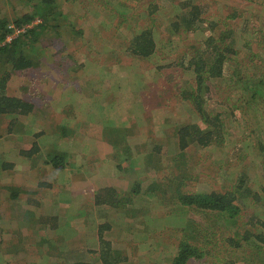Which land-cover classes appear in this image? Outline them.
<instances>
[{
  "label": "rangeland",
  "instance_id": "rangeland-1",
  "mask_svg": "<svg viewBox=\"0 0 264 264\" xmlns=\"http://www.w3.org/2000/svg\"><path fill=\"white\" fill-rule=\"evenodd\" d=\"M108 1L117 6L123 18L110 12ZM187 2L57 0L66 16L60 39L43 44L48 45L44 59L31 70L13 74L6 85L8 95L23 96L34 109L24 125L17 123L13 128L14 136L5 131V120L0 121V153H4L0 163L15 160L18 166L12 176L0 167V229L8 231L7 237H0V264L7 259L12 264L40 262L39 250L33 245L29 253L18 252L16 258L11 255L12 250L22 248L25 238H32L34 226L28 228L23 212L24 202L31 201L43 215L59 217L60 223L71 221L67 218L70 215L86 214L80 213L71 227L65 228L64 245H57V249L66 250L63 258L48 254L44 264L89 261V252L97 249V225L104 220L110 228L104 236L121 258L120 264H171L179 240L195 232L199 250L207 254L189 264H253L240 247L223 242L220 231L210 244L202 239L204 231L211 234V222L177 203L172 189L177 188L179 194L222 193L244 177L252 193L263 199L261 109L257 104L243 111L234 108L241 92L232 94V84L222 79L208 82L204 108L220 114L224 125V137L218 144L203 148L190 145L180 154L176 133L182 126L200 122L192 102L184 99L194 86L186 69L192 47L204 49L208 36L217 38L227 31L226 41H233L238 52L237 73L253 70L254 64L264 66V0H190L199 11V20L189 24L190 28L180 20L191 8ZM28 4L27 0H0V18L12 26L16 17L32 13ZM154 7L156 22L148 16ZM137 14L140 19H136ZM146 29L154 32L156 51L147 59L132 56L130 44ZM16 34L15 30L10 36ZM249 52L256 57L251 59ZM232 61L228 68L236 63ZM62 127L65 137L61 136ZM34 141L39 154L27 160L21 151L30 150ZM157 148V169H147L144 163ZM60 156L65 158L62 168L51 166V159ZM130 164L135 174L127 178L130 187L132 180L147 178L153 189L159 186L160 191L146 197L142 195L146 189H142L140 197L125 209L107 214L105 206L94 207L95 192L121 183V168ZM14 189L18 193L11 199ZM252 198L237 203L243 202L246 214L262 215L264 201L257 204ZM93 217L96 220L90 223ZM192 221L203 232L188 228ZM243 228L246 236L253 232L250 227ZM37 231L53 242L58 236L49 230Z\"/></svg>",
  "mask_w": 264,
  "mask_h": 264
},
{
  "label": "trees",
  "instance_id": "trees-1",
  "mask_svg": "<svg viewBox=\"0 0 264 264\" xmlns=\"http://www.w3.org/2000/svg\"><path fill=\"white\" fill-rule=\"evenodd\" d=\"M27 3H31L28 5L32 13H25L16 17L12 26H9L8 20L0 18V68H4L0 74V121L5 120L7 126H5L4 129L12 136H14L13 128L18 126L17 123L21 126L24 125L28 116L32 114L34 105L25 100L23 96L8 95L6 91L7 82L13 74L31 70L35 67L34 63L44 59L43 53L46 51L48 45L43 46V44L50 43L53 38L60 39V35L63 32L62 24L66 19L63 10L57 5V0H27ZM185 4L188 8H191L187 12L188 15H180L182 16L180 20L185 27L190 28L191 26L189 24L199 20V11H195L196 7L190 5V0ZM106 6L110 9L111 13L116 14L118 17H124L123 13L119 12L117 6L111 1H108ZM148 14L149 17L153 18V22H156L157 11L155 7L152 11L148 12ZM136 19H140L139 14H137ZM176 27H178V24ZM152 29H146V31L134 37L130 44L132 56L147 59L154 54L156 51V42ZM15 30L18 31V33L11 36L8 40L7 38ZM75 32L77 35L80 34L76 30ZM226 32L227 31L221 33L217 38L208 36L204 40V49L197 46L191 48V56L186 69L192 75L194 86L190 92L187 94L184 92L183 94H185L184 99L191 101L194 105L196 112L199 114L200 122L182 126L177 130V145L180 154L190 145H197L203 148L212 143L218 144L219 140H222L224 137V125L219 120L220 114L210 112L204 108L209 81L215 82L222 79L226 81L225 83L232 84V88L230 89L232 90V94L241 92V96L238 95L235 99L236 105H234V108L238 107L243 111L257 104L260 107L258 108L261 109L262 121L264 122V78L261 77V75L264 74L262 73L264 72V66L263 64L260 66L254 64L253 70L247 68L237 73L236 70L239 69V67L235 56H237L238 52L236 53V49L233 47V41H226L229 36V34L225 35ZM40 47H42L41 50ZM247 55L251 57V59L252 57H256L253 54L251 55V52ZM231 61L232 63H236L228 68L227 64ZM229 69L231 71H229ZM257 128L258 126L256 129ZM101 129L113 131L109 128ZM61 132V136L65 137L66 132L64 127H62ZM100 132L103 133L102 131ZM17 139L19 138L17 137ZM159 150L160 148H157L156 152L153 150L151 151L149 156L150 161L144 163L147 164V169H157L155 164L158 159L156 157L157 153L159 154ZM259 151H264V145L261 143L259 144ZM21 153L24 158L28 160L39 154V147L34 141L30 150H22ZM64 159L65 158L62 156L57 158L53 157L50 161V163H52L51 166L54 168H62L61 164ZM43 162L46 166L48 165L46 160H43ZM0 164L3 170L12 169V164L10 163L1 161ZM120 173L123 174V179L120 180L121 183L95 192L93 198L94 207L105 206L107 211L106 214L109 211L125 209L127 204L131 203V201L133 203V200L140 197L139 195H141L142 189H146L142 194L146 195V197H152L160 191L159 186L153 189L154 185H152L147 178L132 180L133 185L130 187L127 178H134L135 175L132 165L121 168ZM237 183L236 186L222 193L212 191L205 194H197L194 192L191 194H179L177 188H173L172 197L177 203L183 206V208H189L191 212L198 213L211 222V228L213 229L211 234L205 231L203 232L197 227L199 224L194 221L187 224L189 226L188 228L203 232L202 239L207 240L210 244L212 243L213 237L220 231L219 234L222 236L223 242H230L228 245H231L233 248L240 247L239 249L250 257L249 260L251 259L253 264H264V210L262 215H259V212L246 214L243 209V202L241 204L237 203L238 200H245L250 196H253V203H263L260 200L264 201V187H262L260 191L263 199H260L261 197L252 193L253 190L251 185L245 181L244 177L239 178ZM178 185L181 184L178 183ZM1 187L2 185H0V188ZM139 187L141 188L140 190H138ZM17 193L18 191L14 189L12 196H10L11 199H15ZM31 203L32 201L28 203L24 202L25 210H23V212L26 216H24V218L28 221V228L34 226L32 238H25L24 245L21 246L22 248H18L20 251L17 249V252H13L12 250L11 255H14L12 257L16 258L15 255L18 252L20 254L23 253V251L29 253L33 245L39 250V252L37 251V254L40 255L39 264H44L48 254H57L60 256L59 258H63L61 254L64 255L66 250L57 249V245H64L62 238L65 228L71 227V221L75 217H79L80 213L84 214V212H79L77 215H70L67 218H70L71 221L60 223L59 217H50L46 214L43 215L39 212L36 204L34 205L32 203V205H28ZM85 215L86 214H84V217ZM94 220H96V218H91L90 223L94 222ZM22 226L23 225L18 224V228H23ZM215 227L218 231H216ZM243 227H250L253 229V232H251V234L247 233L249 236H246L244 235L245 233L243 234L242 232V229L244 230ZM39 229L52 231L58 236L53 242V239L49 236L47 237L45 233L42 235H40V233L38 234L39 231L37 230ZM96 229L94 239L95 243L97 242V249L89 252L92 258L89 261H75L69 264L121 263L122 260L117 252H114L112 249L110 240L108 241V238L105 237L107 236L106 233L109 235V222L104 220V223L98 224ZM7 235L8 231L6 229H0V237L2 239L7 237ZM198 238L199 236L195 232L193 236L185 235L179 240L178 250H176L177 252L171 264H189L190 261L205 256L207 253L202 254L198 244H196L199 243ZM195 239L197 242L194 241ZM30 240L34 243H30ZM190 240H192L194 244L191 243ZM11 255L7 253L8 258H10ZM67 255H70V253ZM59 261L61 262L62 259ZM4 264H12V261L7 259L4 261Z\"/></svg>",
  "mask_w": 264,
  "mask_h": 264
},
{
  "label": "crops",
  "instance_id": "crops-1",
  "mask_svg": "<svg viewBox=\"0 0 264 264\" xmlns=\"http://www.w3.org/2000/svg\"><path fill=\"white\" fill-rule=\"evenodd\" d=\"M2 154H4V153H0V155H2ZM7 163L12 164V169H11V170L6 169V170H4V171L10 173V176H12V175L14 174L13 170H14V171H17V168H18V166H16V165H17V162H16L15 160H10V161H8ZM16 175H17V174H16ZM16 175H15V176H16ZM2 187H3V186H2ZM2 187L0 188V190L2 189Z\"/></svg>",
  "mask_w": 264,
  "mask_h": 264
},
{
  "label": "built area",
  "instance_id": "built-area-1",
  "mask_svg": "<svg viewBox=\"0 0 264 264\" xmlns=\"http://www.w3.org/2000/svg\"><path fill=\"white\" fill-rule=\"evenodd\" d=\"M16 33H18V32L16 31ZM10 37H11V36H9L7 39L9 40V39H10Z\"/></svg>",
  "mask_w": 264,
  "mask_h": 264
}]
</instances>
